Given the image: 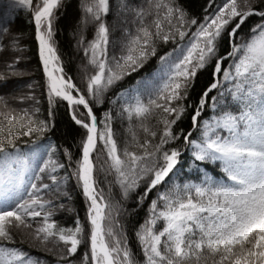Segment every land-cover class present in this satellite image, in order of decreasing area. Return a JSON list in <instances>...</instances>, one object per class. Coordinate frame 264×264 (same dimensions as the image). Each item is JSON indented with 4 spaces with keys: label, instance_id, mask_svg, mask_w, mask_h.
<instances>
[{
    "label": "snow or ice",
    "instance_id": "obj_1",
    "mask_svg": "<svg viewBox=\"0 0 264 264\" xmlns=\"http://www.w3.org/2000/svg\"><path fill=\"white\" fill-rule=\"evenodd\" d=\"M70 8L0 0V264H264V0Z\"/></svg>",
    "mask_w": 264,
    "mask_h": 264
},
{
    "label": "trees",
    "instance_id": "obj_2",
    "mask_svg": "<svg viewBox=\"0 0 264 264\" xmlns=\"http://www.w3.org/2000/svg\"><path fill=\"white\" fill-rule=\"evenodd\" d=\"M76 2H77V0H71L72 8L69 9V14L70 15L75 10ZM66 24H67L66 20H62L61 21V27L65 28V30L60 35V41H61V45H62L64 51L66 53H70V51H71V49L69 48L70 35H69L68 29L65 27ZM15 27L18 30L24 31L26 33L30 32L29 26L26 23V20H25L23 12L19 13L18 18L15 21ZM29 43H30V41H29ZM33 63H35V60H33ZM78 63H79V60H78V57H77L75 59L73 65H72L73 71H75L76 65ZM59 119H60L61 129H63V127H64V119L65 118L63 116H60ZM81 215H83V213H81ZM140 216L141 217L143 216L142 212L140 213ZM65 219L67 220L68 223L72 222L70 217L65 216ZM130 235H131V233H130ZM132 243H133V246H135L134 240L132 241ZM34 255H43V254L39 253V252H34Z\"/></svg>",
    "mask_w": 264,
    "mask_h": 264
},
{
    "label": "rangeland",
    "instance_id": "obj_3",
    "mask_svg": "<svg viewBox=\"0 0 264 264\" xmlns=\"http://www.w3.org/2000/svg\"><path fill=\"white\" fill-rule=\"evenodd\" d=\"M79 60V59H78Z\"/></svg>",
    "mask_w": 264,
    "mask_h": 264
}]
</instances>
